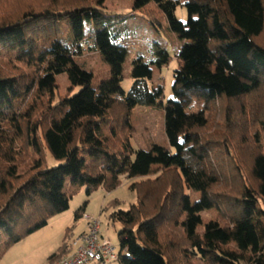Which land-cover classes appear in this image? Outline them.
I'll list each match as a JSON object with an SVG mask.
<instances>
[{
  "label": "trees",
  "instance_id": "16d2710c",
  "mask_svg": "<svg viewBox=\"0 0 264 264\" xmlns=\"http://www.w3.org/2000/svg\"><path fill=\"white\" fill-rule=\"evenodd\" d=\"M104 1L0 0V259L68 208L70 187L111 191L125 175L145 179L130 186L135 203L109 214L123 227L121 264H264V0H186L185 22L174 14L180 0H134V9L156 5L145 11L153 26L162 13L191 41L176 53L166 104L173 151L131 145L130 113L162 98L147 81L167 57L134 59L124 92L127 46L113 40ZM88 37L109 66L99 81L74 58ZM57 74L78 91L56 99ZM46 151L58 164L48 166ZM212 208L199 232L200 212ZM68 237L49 264L70 250Z\"/></svg>",
  "mask_w": 264,
  "mask_h": 264
},
{
  "label": "rangeland",
  "instance_id": "374dc122",
  "mask_svg": "<svg viewBox=\"0 0 264 264\" xmlns=\"http://www.w3.org/2000/svg\"><path fill=\"white\" fill-rule=\"evenodd\" d=\"M41 0H37L39 2ZM35 2V3H37ZM186 0H180V5L175 9L176 19L185 22L187 20V11L184 6ZM102 9L107 13L105 24L110 27L113 40L125 42L127 46V56L122 65L121 88L127 92L132 84L131 76L132 62L138 57L144 61L154 62L159 59V54L163 51L167 60L158 66L154 63L151 66V78L147 81L148 88H157L159 85L163 88V96L155 105L136 106L130 113V131L132 133L130 142L135 150H149L153 145L162 146L171 151L166 136V104L173 98V74L178 67L176 53L186 41L180 39L178 35L168 29V23L162 13L157 15L162 27L153 26L151 20L145 15V11H154L156 5L149 3L144 10L134 9V0H105ZM88 28V27H87ZM164 54V55H165ZM87 71H90L96 81L102 79L109 71L105 56L92 37H88L80 48L79 55L74 56ZM162 58H164L162 56ZM57 88L55 98L64 97L69 91H78L79 88H73L67 76L57 74L54 76ZM187 111H197L198 106L193 102H188ZM46 160L48 166L58 164L52 156L46 151ZM158 167L155 165L154 168ZM159 173L152 175L155 178ZM145 178H127L125 175L119 177V185L106 191L98 187L87 194V186L69 188L68 208L52 216L47 224L39 230L29 234L19 242L13 244L7 249L0 259V264H49L48 256L56 252L62 244L66 234L70 249L72 241L82 231L86 229L85 219L80 217L75 219V213L82 206L84 212L100 220V233L108 238L110 242L119 249V232L122 230L120 222H113L109 219V214L118 209L127 210L130 204L137 201V190L131 188L132 183L140 182ZM189 195L190 203H194L200 198V193L192 190H185ZM117 200L118 204L112 206L109 202ZM217 215L216 209H207L200 212L202 224L197 228L199 232L203 226L211 222ZM64 257V256H63ZM61 257L60 259H62ZM59 259V260H60ZM58 260L54 264H57ZM90 264H121L112 261L110 263L92 262ZM201 264V263H197ZM235 264H246L239 260Z\"/></svg>",
  "mask_w": 264,
  "mask_h": 264
},
{
  "label": "built area",
  "instance_id": "2783aa9c",
  "mask_svg": "<svg viewBox=\"0 0 264 264\" xmlns=\"http://www.w3.org/2000/svg\"><path fill=\"white\" fill-rule=\"evenodd\" d=\"M86 229L72 241V248L58 260L57 264H90L92 262L110 263L120 255L127 256L126 250L120 252L108 238L100 233V220L87 213L82 214Z\"/></svg>",
  "mask_w": 264,
  "mask_h": 264
},
{
  "label": "crops",
  "instance_id": "0c3cea01",
  "mask_svg": "<svg viewBox=\"0 0 264 264\" xmlns=\"http://www.w3.org/2000/svg\"><path fill=\"white\" fill-rule=\"evenodd\" d=\"M184 42H186V41H184Z\"/></svg>",
  "mask_w": 264,
  "mask_h": 264
}]
</instances>
